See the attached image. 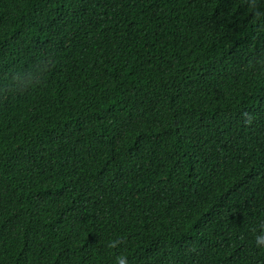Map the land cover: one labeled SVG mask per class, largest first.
<instances>
[{"label":"trees","instance_id":"trees-1","mask_svg":"<svg viewBox=\"0 0 264 264\" xmlns=\"http://www.w3.org/2000/svg\"><path fill=\"white\" fill-rule=\"evenodd\" d=\"M261 232L264 0H0V264H264Z\"/></svg>","mask_w":264,"mask_h":264},{"label":"clouds","instance_id":"clouds-1","mask_svg":"<svg viewBox=\"0 0 264 264\" xmlns=\"http://www.w3.org/2000/svg\"><path fill=\"white\" fill-rule=\"evenodd\" d=\"M43 71L44 69L42 66L37 63L30 71L22 75L15 76L12 80L13 87H19L23 89L30 86L34 82L38 81L37 78L40 77ZM255 242L257 246L264 247V232H261L256 236ZM117 264H124V261L120 257H117Z\"/></svg>","mask_w":264,"mask_h":264}]
</instances>
